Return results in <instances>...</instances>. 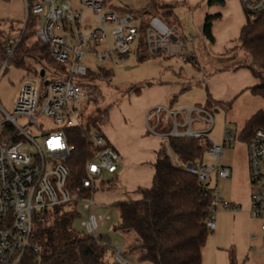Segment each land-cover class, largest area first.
<instances>
[{
    "label": "built area",
    "instance_id": "1",
    "mask_svg": "<svg viewBox=\"0 0 264 264\" xmlns=\"http://www.w3.org/2000/svg\"><path fill=\"white\" fill-rule=\"evenodd\" d=\"M22 1L24 22L29 11L37 18L35 38L47 46L57 67H39L28 72L21 79L11 112L0 107L5 114L0 122V264H19L26 253L31 254L32 264H39V247L31 241L34 222L45 221V213L55 206L79 202L87 211L80 226L93 238L99 235V227L104 226L101 215L90 211L94 206V190L107 181L106 174L111 177L117 172L120 154L102 132H90L87 143L91 155L76 184L70 179L68 165V159L75 156V147L68 141L65 128L83 124L84 112L98 81L88 78V72L95 70L84 63V57L91 56L100 64H123L132 46L138 52L142 36L149 56L176 57L180 62L197 60L193 44L196 35L185 34L156 15L148 17L141 30L143 19L131 11L119 10L112 0ZM239 2L246 15L264 25V0ZM18 40L6 41L0 74L8 66ZM201 77L205 80L206 76ZM39 114L53 118L55 127L47 131L39 129ZM213 125L212 113L201 105L156 103L144 112L145 133L161 139L160 144L174 165L196 175L201 182L216 183L206 219L209 230L215 228L216 212L239 210L237 204L217 193V183L229 178L231 171L223 163V150L237 136L233 129L224 127L222 140L217 143L209 135ZM28 128L37 130L38 140L27 132ZM170 136L203 139L207 144L205 160L180 164L170 149ZM27 144H32L33 153L23 149ZM246 146L251 184L249 215L261 220L260 229L264 230V129H255ZM113 245L115 256L126 264L121 247L116 242Z\"/></svg>",
    "mask_w": 264,
    "mask_h": 264
},
{
    "label": "rangeland",
    "instance_id": "2",
    "mask_svg": "<svg viewBox=\"0 0 264 264\" xmlns=\"http://www.w3.org/2000/svg\"><path fill=\"white\" fill-rule=\"evenodd\" d=\"M72 1L75 3V0ZM152 1L112 0V3L119 10L129 9L142 19H147L156 14L169 26H173L180 31H182L181 28L187 29L183 22L184 15L181 9L176 8L177 10L172 9L171 13H164L161 12L164 9L162 6L167 3L163 0H154L155 4L161 9L150 8L147 10ZM197 2L206 7L208 0H197ZM142 10H146L145 13L142 14ZM24 17L22 0H0V24L6 33L5 41L14 42L17 40L24 25ZM188 19L190 20V27L196 29L195 31L198 32L203 41V45H200L201 48L199 46L197 50L201 58L202 55L205 56L201 69L193 66L191 62H180L176 57L153 56L138 61L135 46H132L130 56L123 64H113L112 62L100 64L93 61L91 56L86 55L84 57L85 64L91 66L95 71L100 67L111 69L112 76L110 77L108 74L99 75L102 80L96 81V85L100 90L98 101L95 102L96 105L91 103L87 106L82 123L86 125L87 118L93 114L95 108L107 107L106 118L111 116L114 108H119L121 113H124L126 108L136 113L139 107L137 100H141L145 96L143 92L148 87L146 83L154 86L167 85L170 89V92L162 101H156L154 104L160 103L171 106L195 104L204 106L214 117V125L209 135L215 142H221L224 127L231 128L236 133L235 142L226 146L223 152L224 158L232 157V163L231 182L222 184V188L224 191L232 193L233 198L231 199L239 206V210L234 213L230 211L216 212V228L209 231L203 247V264H231V257L234 264H264V230L260 229L261 220L249 215L251 184L247 168V146L245 142L238 139V134L246 120L258 109H264V100L258 95H253L249 90L250 85L255 82V77L247 66L248 64L252 65L251 58L240 46L239 38L233 41L232 50L223 54L218 53L213 49L210 41L202 35V32L198 31L200 26L194 28L191 17H188ZM253 19L254 17H250V20ZM179 25H181V28ZM32 40L33 37L28 39V44ZM34 68H39V65L29 58L24 67H17L9 63L2 71L0 74V107L3 110L11 112L20 88L21 79L28 73L27 69L33 71ZM238 68H243V70L238 71L234 76L225 75V72L234 71ZM202 71L206 79L208 77L206 84L201 79ZM213 74L220 77L216 76L210 80ZM49 77L50 74L47 73L46 78ZM134 83L145 84L141 93H124ZM234 86H241V89L229 98L231 103L227 105V94ZM210 95L221 101L213 100ZM174 96H176V101L173 99ZM205 99L208 102L207 100L205 102ZM4 118L5 114L0 109V122ZM106 118L103 117L98 126L89 124L90 132H102V126L107 123ZM37 126L39 129L47 131L53 129L55 124L53 118L39 114ZM27 132L35 140H38L35 128H28ZM23 149L28 150L30 153L34 152L32 144H27ZM106 178H108L107 174L104 176V179ZM106 190L101 186L94 190V206L90 211L101 215L104 221V226L99 227L97 233L108 235L112 244L116 242L121 247V256L126 260V264H152L137 260V250L131 248L135 241L133 231L122 233L114 230V226L119 222V214ZM67 207L71 208L72 206L71 204L64 206V208ZM78 212L79 216L75 218L74 226L80 230L82 228L80 222L86 216L87 211L80 206ZM107 261L109 264H122L115 254L112 255L110 251L107 254Z\"/></svg>",
    "mask_w": 264,
    "mask_h": 264
},
{
    "label": "trees",
    "instance_id": "3",
    "mask_svg": "<svg viewBox=\"0 0 264 264\" xmlns=\"http://www.w3.org/2000/svg\"><path fill=\"white\" fill-rule=\"evenodd\" d=\"M208 4H223V0H208ZM161 12L171 13L173 3L162 6ZM161 9L154 0L147 7ZM123 11H131L123 9ZM146 10H142V14ZM132 12V11H131ZM156 15V14H154ZM247 21L241 27L240 46L248 53L251 64H248L257 82L249 87L253 95L264 100V25L258 19ZM216 16H206L202 33L210 41L212 35V21ZM37 18L28 12L24 25L20 30L19 40L8 58V64L17 67L26 66L27 59H33L39 67L56 68L57 64L49 56L47 46L35 38ZM146 18L141 22V30L146 26ZM33 37L31 43L28 39ZM6 33L0 24V63L6 56ZM145 44L140 36L139 50L136 59H149ZM194 66L195 62H192ZM35 72L36 69H32ZM31 72L30 69H27ZM112 76L111 69L100 67L96 71H89L88 78L102 80L99 75ZM149 83H146L148 85ZM143 83H134L124 93L140 94ZM100 90L97 85L89 98V104L96 105ZM208 102V100H207ZM231 101L226 102L230 104ZM108 108H95L93 114L87 118L86 125L66 127L68 141L75 147V156L68 159L70 179L73 184L84 172V163L91 152L87 136L90 133L89 124L98 126L103 117L106 118ZM257 128L264 129V109L255 111L245 122L238 134V139L247 143ZM170 149L180 164L188 161L202 162L205 160L207 144L203 139L168 137ZM152 184L148 188L140 187L137 192L140 197L135 200H123L113 203L119 214V222L114 230L122 233H135V241L131 248L137 250V260L152 264H203L202 248L206 242L209 230L206 219L209 213V203L213 197L216 183L201 182L196 175L187 172L182 167L174 165L163 144L157 151L154 162ZM103 189L114 187L112 179L101 182ZM71 208L58 205L48 210L45 221L35 220L31 241L38 245L39 264H109L107 254L114 255V245L108 235L99 234L96 238L74 226V220L79 216L80 203L70 202ZM104 241L105 244H101ZM232 254V253H231ZM233 255V254H232ZM19 264H32V256L26 253ZM231 264H234L231 257Z\"/></svg>",
    "mask_w": 264,
    "mask_h": 264
},
{
    "label": "crops",
    "instance_id": "4",
    "mask_svg": "<svg viewBox=\"0 0 264 264\" xmlns=\"http://www.w3.org/2000/svg\"><path fill=\"white\" fill-rule=\"evenodd\" d=\"M163 1L166 3H173L174 10L176 8L181 9L182 14L184 15L183 22L187 28L184 30L181 28V25H179L182 32L185 34L192 33L197 36L193 44L197 55V60L194 62L196 63L195 67L198 69L202 68V63L205 61V56L202 55L201 58L197 51L199 46L203 45V41L201 40L198 32L195 31L196 29L194 30L193 27H190V20L188 17H191V23L194 24V28H196V26H200L198 27V31L202 32L205 17L207 15H218V17L212 21L211 30L214 41L210 42V44L213 49L221 54L232 50L233 41L239 38L241 27L247 21V16L244 13L239 0H223V4L209 5L207 3L206 7L202 6V3L197 2V0ZM192 65L194 66V64ZM206 66L208 67V65ZM240 70H243V68H238L229 72L227 71L225 72V75L234 76ZM202 74H204L203 71ZM216 76L219 75H211L210 80ZM203 81L206 84L208 77L207 79L205 77V80ZM256 82L257 79L255 78V82H253L252 85H254ZM240 89L241 86H234L230 93L228 92L226 102H229V98H231V96ZM145 92H143L145 96L141 100H137L139 102V107L136 113H134L132 110H129L128 108L124 110V113H121L119 108H114L112 110L111 116L106 118L107 123L101 128V131L106 136L108 142L120 154V165L117 172L113 176H108V178H106L107 180L112 179L114 182V187L106 190V193L110 195L112 203L123 200L138 199L140 194L137 192V189L140 187L148 188L152 184V178L154 175L153 165L157 158V151L160 148L161 139L159 137L145 133L144 110L147 106L154 104L156 101H162L167 96L168 92H170V89L167 85L154 86L152 84H148ZM210 97L215 101H221L218 98H214L212 95H210ZM173 99L176 101V96H174ZM206 100L207 99H205V102ZM223 163L231 167L232 157L229 156L224 158L223 156ZM230 182L231 177L219 180L217 183V193L220 197L233 202V199H231L233 198L232 193L229 191L227 192L226 190L224 191L222 188V184H228ZM219 211L228 210L221 209ZM203 249L204 248H202V262Z\"/></svg>",
    "mask_w": 264,
    "mask_h": 264
},
{
    "label": "water",
    "instance_id": "5",
    "mask_svg": "<svg viewBox=\"0 0 264 264\" xmlns=\"http://www.w3.org/2000/svg\"><path fill=\"white\" fill-rule=\"evenodd\" d=\"M39 72H40V75H42V74H43V69H40V71H39Z\"/></svg>",
    "mask_w": 264,
    "mask_h": 264
}]
</instances>
